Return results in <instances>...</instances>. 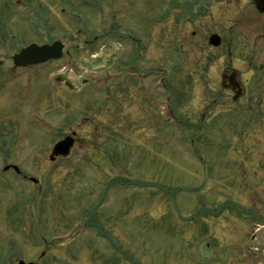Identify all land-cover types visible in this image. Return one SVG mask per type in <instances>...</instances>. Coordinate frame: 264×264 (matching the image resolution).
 I'll use <instances>...</instances> for the list:
<instances>
[{"label":"rangeland","instance_id":"rangeland-1","mask_svg":"<svg viewBox=\"0 0 264 264\" xmlns=\"http://www.w3.org/2000/svg\"><path fill=\"white\" fill-rule=\"evenodd\" d=\"M53 41L64 56L32 96L20 82L0 94L22 173L0 168V264H264L253 0H0V55ZM233 70L237 100L223 85ZM67 137L69 156L54 154Z\"/></svg>","mask_w":264,"mask_h":264},{"label":"flooded vegetation","instance_id":"flooded-vegetation-1","mask_svg":"<svg viewBox=\"0 0 264 264\" xmlns=\"http://www.w3.org/2000/svg\"><path fill=\"white\" fill-rule=\"evenodd\" d=\"M16 52H13V54H15ZM13 54L3 53L0 55V94L9 92V89L15 87L17 85V82H20V97L26 98L27 95L32 96V93L34 91L33 88H35L34 85H36L37 74L42 73L45 68L49 66V64L17 66L14 64ZM32 78H35V82L34 80H31ZM56 80L57 84H61L63 82V80H61V77H56ZM243 91L247 92L244 86ZM0 97V116L4 114L3 107L8 106L7 113H5L7 115H5L4 118H8L11 120L13 115V109L11 110L12 102L9 100V98L5 100L2 96ZM22 123L23 122H16V128L18 129L17 126H20L23 129V133H27L28 128H26V126L24 127ZM32 123L33 126L37 129L44 130L49 134L51 128H49V120L47 118L34 115L32 117ZM3 128L6 127H0V168L3 169L4 173H12L14 176H21V171H17L15 169L19 168L20 165L13 160H8L7 158L9 156L6 157L7 154L5 155V149L6 151L10 150L11 152L17 150V137L14 134L13 136L11 132ZM59 140L60 139L56 140L54 145ZM22 176L26 178V175L23 174ZM41 256H44V253Z\"/></svg>","mask_w":264,"mask_h":264},{"label":"water","instance_id":"water-1","mask_svg":"<svg viewBox=\"0 0 264 264\" xmlns=\"http://www.w3.org/2000/svg\"><path fill=\"white\" fill-rule=\"evenodd\" d=\"M257 9L264 12V0H253ZM210 43L218 46L221 43V37L218 34H213L210 37ZM64 44L61 41H55L51 44H37L32 43L24 47L20 52L13 56L14 63L17 66H28L33 64H40L51 59H59L63 57ZM228 84H225L226 81ZM223 85L232 88L235 91L234 98L237 99L243 92L242 84L238 78V72L233 70L229 75L223 76ZM73 140L69 137L61 140L54 147V154L68 156L70 154ZM20 264H25L23 261Z\"/></svg>","mask_w":264,"mask_h":264}]
</instances>
